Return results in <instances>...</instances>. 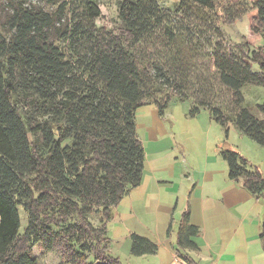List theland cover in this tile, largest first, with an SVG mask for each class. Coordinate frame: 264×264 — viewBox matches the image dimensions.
<instances>
[{"label": "trees", "instance_id": "obj_1", "mask_svg": "<svg viewBox=\"0 0 264 264\" xmlns=\"http://www.w3.org/2000/svg\"><path fill=\"white\" fill-rule=\"evenodd\" d=\"M213 10L214 0H179ZM0 12V264H38L31 247L59 251L66 264H122L107 249L113 208L140 185L144 149L135 131V112L153 104L163 114L173 99L194 100L192 114L209 110L228 134V118L217 107L191 99L154 58L179 51L176 33L157 0H123L117 30L98 27L92 0H5ZM249 48L264 39V0H254ZM224 24L241 15L222 5ZM218 81L243 101L247 83L264 87V50L227 54L211 47ZM174 55V54H173ZM182 59L180 55L172 63ZM170 64V65H171ZM255 117L245 108L236 128L264 148V101ZM46 116L33 123V116ZM32 136L33 139H30ZM227 177L264 200V177L239 153L220 148ZM25 213L21 230L19 209ZM97 215L96 223L90 217ZM178 231L180 247L196 248ZM259 237L264 248V218ZM130 254H155L157 245L130 236ZM179 255V253H177ZM186 263L193 260L180 254Z\"/></svg>", "mask_w": 264, "mask_h": 264}, {"label": "rangeland", "instance_id": "obj_2", "mask_svg": "<svg viewBox=\"0 0 264 264\" xmlns=\"http://www.w3.org/2000/svg\"><path fill=\"white\" fill-rule=\"evenodd\" d=\"M92 1L100 10V16L95 19V24L116 31L120 24L118 9L123 0ZM4 2L5 0H0L2 13L5 10ZM157 3L165 11L167 21L176 33L179 51H166L154 59L164 66L170 76L179 78L175 81L180 83L187 97L205 101L210 107L219 108L229 120L226 135L225 128L212 118L208 109L201 108L198 113L192 114L194 100L173 99L163 114H159L153 104L143 105L135 112V131L143 147L146 146L148 149L149 145L159 138H168L173 145L156 156L144 150L146 168L143 177L145 176L146 181H149L147 191L159 193L160 198H153L146 209L137 208L139 222H136L133 228L151 236L149 232L157 228V217L166 214L173 222L172 238H174L181 213L185 208L188 191L193 183L200 179L205 180L208 175L213 174L227 177V166L220 156V148H228L239 153L251 167L261 165L264 160V148L242 134L234 123V116L241 108L249 110L257 118L262 117L256 110V105L264 101V87L252 83L243 85L241 88L243 101L235 105L231 101L230 91L218 81V72L213 65L210 52L216 42H221L225 53L231 55L238 56L247 53L249 49L258 50L259 47L264 50V39L253 38L249 41V48L243 47L240 50L237 47V44L245 41L249 36V25L255 12L254 0H214L213 10L193 5L188 8L180 7L179 0H157ZM226 3L241 12V15L230 25L224 24L222 15V5ZM250 42L258 48L252 47ZM177 55L182 59L179 63L171 64L172 59L177 60ZM46 118V116L34 115L32 120L33 123H40ZM30 139H33L32 136ZM167 169L172 170L173 180L180 184L177 195L165 191L164 185H158L157 179L168 180V178L164 179L168 175L165 172ZM228 180L234 185L239 183L242 187L241 181L236 182L229 178ZM241 189L246 196H252L243 187ZM19 216L22 230L26 225V216L21 208ZM90 219L96 223L98 216H91ZM127 226H130L129 223ZM107 229V236L111 239L107 249L122 264L156 263L154 256L147 255L141 258L130 254L128 234L122 231L117 219L111 220ZM31 255L36 258L38 264H66L62 253L44 251L38 245L31 247ZM182 259L176 257L173 262L179 264Z\"/></svg>", "mask_w": 264, "mask_h": 264}, {"label": "crops", "instance_id": "obj_3", "mask_svg": "<svg viewBox=\"0 0 264 264\" xmlns=\"http://www.w3.org/2000/svg\"><path fill=\"white\" fill-rule=\"evenodd\" d=\"M258 37L261 36L257 35L253 38ZM250 44L254 46L252 42ZM172 145L168 138H159L152 142L148 149L146 146L143 149L156 156L171 148ZM145 158L144 151V169L146 168ZM256 167L264 177V160ZM165 172L168 175L164 179L168 178V180L157 179L158 185H164L165 191H171L177 195L180 184L173 180L172 170L167 169ZM143 175L144 170L140 185L131 188L113 208L112 220L117 219L122 226V231L128 234L129 252L130 236L136 234L157 245L155 254L137 256L141 258L147 255L154 256L155 264H174V258L181 257L180 254L189 256L194 264H264V248L259 237L264 218L263 199H260L263 200L261 202L252 196H246L241 191L242 187L239 183L234 185L226 175L222 177L215 174L208 175L205 180L195 181L189 189L174 238H172L173 222L166 214L157 217V228L149 232L151 235L149 236L133 228L135 223L139 222L137 208L146 209L153 198H160L159 193L147 191L149 181H146ZM260 203L262 205H259ZM127 223L130 226H127ZM188 226L198 229L196 235L188 238L196 248L180 247L176 243L178 231L183 232ZM109 240L111 243V239ZM179 264L188 263L182 259Z\"/></svg>", "mask_w": 264, "mask_h": 264}]
</instances>
